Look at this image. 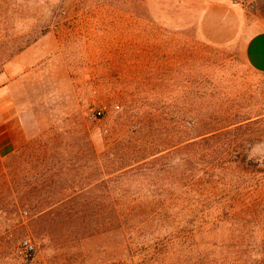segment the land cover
<instances>
[{
    "label": "rangeland",
    "instance_id": "1",
    "mask_svg": "<svg viewBox=\"0 0 264 264\" xmlns=\"http://www.w3.org/2000/svg\"><path fill=\"white\" fill-rule=\"evenodd\" d=\"M29 6L3 33L9 47L41 31L0 71V247L12 253L0 264H264V73L243 53L264 0ZM186 111L195 135L245 126L196 146L195 216L138 232L121 257L112 201L177 188ZM152 121L156 148L169 144L156 163L135 133ZM182 230L195 240L165 250Z\"/></svg>",
    "mask_w": 264,
    "mask_h": 264
},
{
    "label": "trees",
    "instance_id": "2",
    "mask_svg": "<svg viewBox=\"0 0 264 264\" xmlns=\"http://www.w3.org/2000/svg\"><path fill=\"white\" fill-rule=\"evenodd\" d=\"M19 0H0V71L3 67L18 53L28 48L33 42L36 41L39 33L41 31L32 30L28 34L24 35L21 40L19 37H11L9 47L3 45L4 35L11 30H14L13 19L16 16L26 14L29 9L30 2L32 0H20L21 3H17ZM186 110V109H185ZM189 112H185V117L182 119L183 131L179 136L178 149L181 153L180 157V177L178 180L177 188L165 187L163 189L166 195L163 196H127L121 195L114 199L113 205L116 214L117 230L118 236L120 238V256H125L129 254H135V248L140 247L138 242V232H145L147 229L155 224L160 226L166 225V230L169 231L173 227L170 225L171 220L176 219L178 216L176 214L184 213L188 216H195V148L200 145V143H209L210 140L214 139L216 136H222L228 133V128L238 125L235 128L243 129L244 124L242 122H236L232 125H227L225 128H216V130L205 131L200 135H195V114L191 117L187 116ZM122 121L123 126L126 124L124 113L119 116ZM127 119V118H126ZM156 124L152 121L150 125H137V134H144L140 140L143 147L141 152L145 153L147 157L145 160L153 157V162H157L159 156L155 153L161 146L169 145L164 144L156 148L161 142L156 139ZM156 148V150H155ZM149 150L151 152H149ZM154 167V166H153ZM169 193V194H168ZM183 217V215H181ZM195 222H193L194 224ZM174 232V231H172ZM169 232L167 239L170 243H167L165 250H169L170 246L175 243L178 246L184 241L195 240L192 235L194 234L186 232V230L181 231V238H175ZM156 231H151L150 235L155 234ZM3 232L0 233V235ZM174 237V238H173ZM3 239V237H1ZM140 238V237H139ZM153 240L160 239V237H154ZM173 241H179L173 242ZM190 241V242H193ZM172 243V244H171ZM142 244V242H141ZM12 253H9L5 247H0V259H9ZM131 255V256H132Z\"/></svg>",
    "mask_w": 264,
    "mask_h": 264
},
{
    "label": "crops",
    "instance_id": "3",
    "mask_svg": "<svg viewBox=\"0 0 264 264\" xmlns=\"http://www.w3.org/2000/svg\"><path fill=\"white\" fill-rule=\"evenodd\" d=\"M252 27L250 29L249 37L243 49V53L247 62L252 65L256 70L264 73V30H257ZM3 128V129H2ZM9 125L6 124L5 128L1 127L0 133L5 132V136H9ZM10 141L2 145L3 148H7L11 143ZM23 144L22 141L20 145Z\"/></svg>",
    "mask_w": 264,
    "mask_h": 264
},
{
    "label": "built area",
    "instance_id": "4",
    "mask_svg": "<svg viewBox=\"0 0 264 264\" xmlns=\"http://www.w3.org/2000/svg\"><path fill=\"white\" fill-rule=\"evenodd\" d=\"M35 252V246L31 241L25 240L20 245V254L23 258L29 259L33 256Z\"/></svg>",
    "mask_w": 264,
    "mask_h": 264
}]
</instances>
